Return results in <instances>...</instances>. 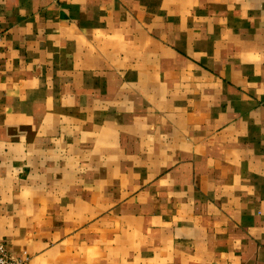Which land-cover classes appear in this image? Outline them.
I'll use <instances>...</instances> for the list:
<instances>
[{"label":"crops","instance_id":"crops-1","mask_svg":"<svg viewBox=\"0 0 264 264\" xmlns=\"http://www.w3.org/2000/svg\"><path fill=\"white\" fill-rule=\"evenodd\" d=\"M0 241L264 264V0H0Z\"/></svg>","mask_w":264,"mask_h":264},{"label":"built area","instance_id":"built-area-1","mask_svg":"<svg viewBox=\"0 0 264 264\" xmlns=\"http://www.w3.org/2000/svg\"><path fill=\"white\" fill-rule=\"evenodd\" d=\"M0 264H27V261L23 258L14 256L7 242L0 241Z\"/></svg>","mask_w":264,"mask_h":264}]
</instances>
